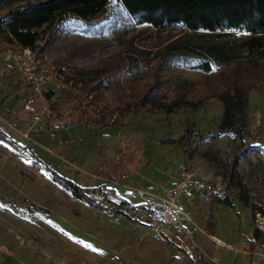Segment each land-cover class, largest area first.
<instances>
[{
  "label": "rangeland",
  "instance_id": "374dc122",
  "mask_svg": "<svg viewBox=\"0 0 264 264\" xmlns=\"http://www.w3.org/2000/svg\"><path fill=\"white\" fill-rule=\"evenodd\" d=\"M29 1L35 0H15L0 15ZM202 35L180 25L113 22L84 32L39 29L32 50L38 70L50 77L40 95L0 45V131L22 147L15 150L0 138V243L7 250L0 264H264V55L257 64L232 61L209 73L161 66L165 45ZM247 37L237 33L217 42L242 49ZM127 54L141 67L135 80L125 75ZM106 80L126 97L161 81L159 93L183 94L194 106L179 104L169 112L140 107L134 115L116 110L114 127L66 124L90 116ZM231 82L247 88L246 128L239 135L217 134L221 104L215 93ZM67 91L77 98L63 101ZM29 101L40 105L32 116ZM49 113L52 126L44 122ZM110 161L115 168L106 171ZM111 169L122 176L109 181ZM181 171L202 178L207 190L183 207L190 221L156 229L159 213L148 210L149 195ZM57 175L94 192L72 196ZM109 187L115 194L102 195ZM222 196L231 204L221 203ZM99 200L113 211L91 203Z\"/></svg>",
  "mask_w": 264,
  "mask_h": 264
},
{
  "label": "trees",
  "instance_id": "16d2710c",
  "mask_svg": "<svg viewBox=\"0 0 264 264\" xmlns=\"http://www.w3.org/2000/svg\"><path fill=\"white\" fill-rule=\"evenodd\" d=\"M14 1L0 0V8ZM99 14H102L100 18L89 21ZM101 22L122 23L129 26L147 25L154 29L180 25L189 32H202L204 34L202 36L194 37L191 40H174L164 46L165 55L161 58V64H163L161 66L171 69L180 68L209 73L216 65H225L232 61H247L257 64L264 55V0L29 1L8 8L0 15V45L10 51L23 47L33 49L39 29L45 28L49 33L56 30L84 32ZM237 33L248 35L241 42L244 46L242 49L217 42L233 37ZM213 40L215 42H211ZM125 65V75L135 80V75L141 73L138 58L135 55L127 54ZM94 72L97 71H90V74ZM59 73L63 74V71L59 70ZM98 83L101 84L102 81H98ZM163 84L161 81H157L145 92H137L136 96L128 95L126 97L113 92L112 85L106 80L100 86V103L90 109V116L66 124L83 121L87 125L114 127L117 124L112 119V115L116 110L129 111L134 115L140 107H144L148 111L169 112L179 104L194 106V103L187 98L185 99L183 94L181 96L175 94L174 97L168 98L164 93H159L158 89H163ZM229 84L226 89L215 93L221 104V116L216 125V133L239 135L243 133L247 124L245 112L247 88L240 83L231 82ZM152 90L153 93H150ZM45 95L48 96V93ZM63 97L65 102H72L74 98H77L70 91L65 92ZM59 103L61 102L54 104L55 109ZM29 104L34 109L33 112L28 111L32 116L39 111L40 105L37 101H29ZM44 120L46 126H52L55 121L51 113L46 115ZM0 138L15 150L22 151V147L6 139L2 131H0ZM35 161H33L32 167L40 168V165ZM115 164L113 161L107 163L106 171L110 167L115 168ZM121 176L117 170L111 169L107 172L109 181H115ZM54 180L72 196L82 197L84 192H94V189L76 185L59 175ZM174 181L172 180L166 185H170ZM107 192L110 195L115 194L113 188L109 187L105 188L102 195ZM219 201L224 204H231L230 199L226 196H222ZM91 203L113 211V209L106 207L104 201H92ZM121 203L123 202L121 201ZM252 233L255 237L260 234L257 229H254Z\"/></svg>",
  "mask_w": 264,
  "mask_h": 264
},
{
  "label": "built area",
  "instance_id": "2783aa9c",
  "mask_svg": "<svg viewBox=\"0 0 264 264\" xmlns=\"http://www.w3.org/2000/svg\"><path fill=\"white\" fill-rule=\"evenodd\" d=\"M7 55L19 77L29 84L34 93L40 95L44 86L50 83V77L38 70L33 50L27 47L15 51L7 50ZM206 190L202 178L181 171L172 184L160 188L158 193L149 195L148 210H156L159 213V221L155 224V228L169 230L170 227L178 226L183 221H190L189 213L183 207L191 206L192 199ZM211 193H215V190L211 189ZM175 237L179 238L177 235ZM6 253L7 250L0 243V254Z\"/></svg>",
  "mask_w": 264,
  "mask_h": 264
},
{
  "label": "crops",
  "instance_id": "0c3cea01",
  "mask_svg": "<svg viewBox=\"0 0 264 264\" xmlns=\"http://www.w3.org/2000/svg\"><path fill=\"white\" fill-rule=\"evenodd\" d=\"M10 64H11V62H10ZM11 67H12V65H11Z\"/></svg>",
  "mask_w": 264,
  "mask_h": 264
}]
</instances>
